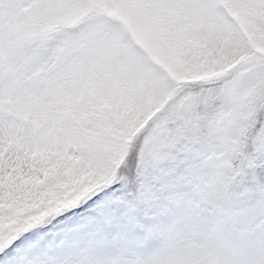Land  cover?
<instances>
[{
	"label": "snow or ice",
	"instance_id": "1",
	"mask_svg": "<svg viewBox=\"0 0 264 264\" xmlns=\"http://www.w3.org/2000/svg\"><path fill=\"white\" fill-rule=\"evenodd\" d=\"M0 264H264V0H0Z\"/></svg>",
	"mask_w": 264,
	"mask_h": 264
}]
</instances>
